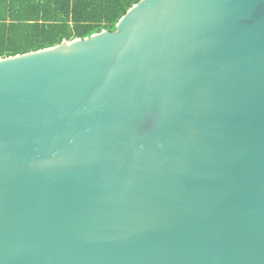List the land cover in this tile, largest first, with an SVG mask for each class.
<instances>
[{"label":"water","instance_id":"95a60500","mask_svg":"<svg viewBox=\"0 0 264 264\" xmlns=\"http://www.w3.org/2000/svg\"><path fill=\"white\" fill-rule=\"evenodd\" d=\"M0 264H264V0L0 57Z\"/></svg>","mask_w":264,"mask_h":264},{"label":"trees","instance_id":"16d2710c","mask_svg":"<svg viewBox=\"0 0 264 264\" xmlns=\"http://www.w3.org/2000/svg\"><path fill=\"white\" fill-rule=\"evenodd\" d=\"M138 0H0V57L113 31Z\"/></svg>","mask_w":264,"mask_h":264}]
</instances>
